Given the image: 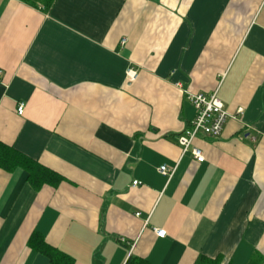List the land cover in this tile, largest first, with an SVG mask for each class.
<instances>
[{
  "label": "crops",
  "instance_id": "crops-1",
  "mask_svg": "<svg viewBox=\"0 0 264 264\" xmlns=\"http://www.w3.org/2000/svg\"><path fill=\"white\" fill-rule=\"evenodd\" d=\"M0 72V144L56 176L0 170V264H264V0H0Z\"/></svg>",
  "mask_w": 264,
  "mask_h": 264
},
{
  "label": "built area",
  "instance_id": "built-area-1",
  "mask_svg": "<svg viewBox=\"0 0 264 264\" xmlns=\"http://www.w3.org/2000/svg\"><path fill=\"white\" fill-rule=\"evenodd\" d=\"M125 43V41L123 42ZM1 76V72H0ZM136 72L134 70H128V77L131 81L136 79ZM188 100L195 109L196 116L191 122L190 127L177 138V142L182 150V154L190 153L197 163H203L205 157L201 150L194 146L195 140L200 136L218 138L221 136L224 126L228 120H237L242 115V110L236 115L230 114L226 111L223 103L218 98L217 92L211 95L205 94H189ZM18 114L22 116L25 111V105L23 103L18 106ZM161 175L171 178L173 171L167 166H162L159 169ZM139 185L138 182H134L133 186ZM154 233L158 238H165L166 231L155 229Z\"/></svg>",
  "mask_w": 264,
  "mask_h": 264
},
{
  "label": "trees",
  "instance_id": "trees-1",
  "mask_svg": "<svg viewBox=\"0 0 264 264\" xmlns=\"http://www.w3.org/2000/svg\"><path fill=\"white\" fill-rule=\"evenodd\" d=\"M26 4L36 6L42 4L45 9H49L55 0H20ZM17 168H23L29 174V181L36 187L53 181L56 176L50 171L44 169L35 162L25 158L23 155L17 153L13 148L0 144V170L12 171ZM29 245L32 249L40 252L51 259L55 263V260L61 256V253L51 248L46 244L44 238L35 233L32 235L29 241ZM216 264L205 259H201L197 264ZM204 262V263H205ZM128 264H148L141 260L130 259ZM251 264H257L252 262Z\"/></svg>",
  "mask_w": 264,
  "mask_h": 264
}]
</instances>
